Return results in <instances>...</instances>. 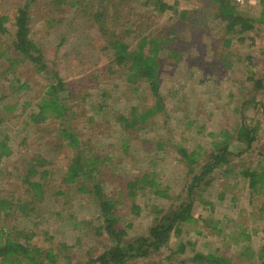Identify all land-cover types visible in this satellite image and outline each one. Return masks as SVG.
I'll return each instance as SVG.
<instances>
[{"label": "rangeland", "instance_id": "rangeland-1", "mask_svg": "<svg viewBox=\"0 0 264 264\" xmlns=\"http://www.w3.org/2000/svg\"><path fill=\"white\" fill-rule=\"evenodd\" d=\"M156 1L0 0V14L9 17V32L0 34V139L6 136L10 149V155L0 160V195L22 197V179L31 154L41 153L52 170L47 193L38 203L39 211L9 216L7 229L14 226L29 235L32 244L42 247L68 246L71 264L99 253L106 242L105 236L95 232L101 220L94 195L74 184H64L65 188L61 182L66 162L74 152L57 138L66 121L51 118L37 125L27 124L54 71L72 94L65 120L84 143L89 140L98 152L108 156L96 178L103 179V191L116 200L118 225L127 231L128 238L145 234L156 216L154 211L167 209L180 195L185 196L190 165L177 145L193 153L197 159L193 168L198 173L215 145H223L220 140L224 132H229L226 140L233 153L227 156L230 166L216 170L207 187L192 191L195 220L181 224V230L172 233L169 248L182 242L187 243L186 256L192 250L203 251L227 255L240 264H263L255 254L241 255L242 246L257 251L264 244V193L251 196L241 175L242 169L264 163V155L257 152L264 151V109L260 107L264 102L263 7L260 0L237 5L243 16L252 20V27L239 31L237 25L236 32H227L212 0H160L169 6L164 10ZM24 4L31 16V35L44 46L46 73L35 71L20 57L11 62L15 57L10 44L13 19L18 6ZM112 33L133 48L142 36L164 41L157 59L166 113L148 119L138 131L123 129L115 115L127 114L133 104L149 106L153 98L145 82L129 84L112 66L106 43ZM249 70L261 80L262 88L248 79ZM21 83L27 86L22 88ZM252 99L258 102L254 107ZM5 105L13 108L6 109ZM242 115L247 124L256 127L257 138L238 157L237 152L245 145L237 141L231 127H236ZM124 142L129 147H123ZM158 143L162 145L159 149ZM143 173L153 175L159 189L167 188V197L154 195V189L147 187L138 189L133 198L140 210L134 213L133 198L126 196L125 183ZM91 184L87 181L85 186ZM242 231L249 239L240 236L244 240L236 242ZM20 239H24L22 235ZM169 248L130 264H196L181 258L167 262L164 256ZM63 263L60 260L59 264Z\"/></svg>", "mask_w": 264, "mask_h": 264}, {"label": "trees", "instance_id": "trees-1", "mask_svg": "<svg viewBox=\"0 0 264 264\" xmlns=\"http://www.w3.org/2000/svg\"><path fill=\"white\" fill-rule=\"evenodd\" d=\"M63 2V0H56ZM148 1V0H146ZM217 4L216 15L226 23L227 32H236L237 25L239 31H243L252 27V20L243 16L239 11L234 0H212ZM160 10H164L169 6L162 1H156ZM75 5L76 1L71 2ZM263 7L264 0H260ZM101 16L104 12H99ZM9 17L6 14H0V34L9 32L7 22ZM31 16L28 12L27 4L19 5L15 11L13 25L15 27L13 34L11 33V47L14 54L12 64L18 59L30 62L35 71L47 72L46 58L43 45L33 38L30 30ZM98 19V18H96ZM105 35V34H103ZM167 41V40H166ZM169 41V40H168ZM107 48L111 55V64L115 65L117 73L125 76L127 83L136 85L145 82L149 88L153 98L152 104L149 106H140L133 104L128 113L123 115H115L117 121L125 130L138 131L147 125L148 119H155L158 116H164L165 104L160 92V84L158 77L159 62L157 59L158 51L164 41L162 39L142 36L138 39L136 46L131 47L130 43L125 41L119 34L112 33L106 39ZM175 52V49H172ZM6 53V51H3ZM173 55H176L173 53ZM20 57V58H18ZM249 59V57H248ZM50 76L51 82L45 86L41 96L36 102V110L29 113L28 123L37 125L47 120L64 119L66 126H62L58 130L57 138L65 142V145L74 150L71 158L66 162V169L61 178L62 185L80 186L83 191H90L95 198L98 208L97 218L101 220V224L95 230L99 236H105L106 242L103 249L97 254H88L83 261L74 264H130L137 259L149 258L152 254L159 252L162 248H169V240L172 233L177 234L181 230V224L194 221L192 209L194 198L192 191L199 187H207L211 180L214 179L216 170H221L224 166H230L229 154L233 153L229 150V132H224L221 146L215 148L207 156L208 160L200 166L198 173L194 172L193 166L196 157L193 153L187 152V149L181 144L177 145V150L183 159L190 165L191 178L186 186L185 196L180 195L176 204L168 206L167 209H159L156 213L153 223L148 227L147 232L143 235L127 237V231L118 225L119 217L116 215V200L109 197L104 191L100 177L101 165L108 160V156L98 152V148L94 147L88 140L84 143L81 135L69 126L65 120L69 113L68 102L71 97L70 90L67 89V83L62 80L54 71ZM248 79L254 81L256 88H262L261 80L255 79L254 74L249 70ZM20 86L26 87L27 83H21ZM7 96H2L6 99ZM253 107L258 102L251 100ZM248 104V102H247ZM261 110L264 109V102L260 104ZM6 109L13 108V105H5ZM264 111V110H262ZM1 121V120H0ZM61 122V121H60ZM235 138L241 144L242 150L237 152L239 157L242 153L249 150L257 138L256 127L247 124L244 116H240L236 127H231ZM242 144V145H243ZM123 147L127 148V142L123 143ZM161 144H157V149L161 148ZM258 154L264 155V151L257 150ZM10 155V149L7 145V137L0 139V160ZM29 163L23 175L24 189L21 195H0V264H59L60 260H64L63 264L72 263V255L68 252L69 247L62 245L60 248L52 246L42 247L32 244L29 235L16 230L14 226L8 227L9 216L17 217L31 214L33 211H39L38 203L42 200L43 195L47 193L50 184L49 176H52V170L49 163L41 153L29 155ZM254 167H247L241 170V175L247 180L250 189V195L264 193V163H257ZM224 172L229 170L224 169ZM221 172V171H219ZM1 174V171H0ZM87 181L92 182L87 188ZM80 182L82 184H77ZM64 187L66 188V186ZM126 196L133 198L138 189L147 187L149 190L154 189V195L160 194L167 197V188L159 189L156 179L149 174L143 173L141 176H134L126 183ZM52 186V185H51ZM61 193V192H59ZM135 198V197H134ZM132 199L131 209L134 213L140 210L139 205L135 204ZM208 203V202H207ZM262 207H264V198L262 199ZM263 209V208H262ZM207 224V223H206ZM23 236V240L20 239ZM243 236L249 239L244 232H239L236 242H242ZM238 240V241H237ZM187 243H178L175 247H170L164 256L167 262L174 259L182 262H193L196 264H240L239 261L232 259L227 255L215 254L212 252L205 253L203 251H194L186 256L185 249ZM255 254L256 258L264 264V244L256 251L249 248L248 245L242 246L241 255ZM184 254V255H183ZM249 254V255H250Z\"/></svg>", "mask_w": 264, "mask_h": 264}, {"label": "built area", "instance_id": "built-area-1", "mask_svg": "<svg viewBox=\"0 0 264 264\" xmlns=\"http://www.w3.org/2000/svg\"><path fill=\"white\" fill-rule=\"evenodd\" d=\"M236 3H244V2H247V3H250V2H253V0H234Z\"/></svg>", "mask_w": 264, "mask_h": 264}]
</instances>
